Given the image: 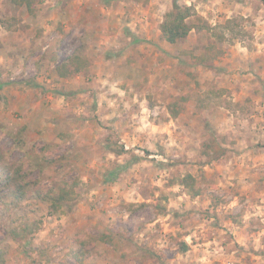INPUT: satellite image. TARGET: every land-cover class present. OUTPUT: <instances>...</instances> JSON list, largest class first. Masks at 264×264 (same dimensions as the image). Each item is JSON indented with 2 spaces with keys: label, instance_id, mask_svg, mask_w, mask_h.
I'll use <instances>...</instances> for the list:
<instances>
[{
  "label": "rangeland",
  "instance_id": "rangeland-1",
  "mask_svg": "<svg viewBox=\"0 0 264 264\" xmlns=\"http://www.w3.org/2000/svg\"><path fill=\"white\" fill-rule=\"evenodd\" d=\"M177 1L197 28L171 45L160 25L173 0H40L34 15L0 0V169L21 165L28 181L17 199L0 178V264H264V218L242 221L264 196L231 204L237 189L215 180L233 179L239 151H264V139L233 140L251 135L256 84L264 98V0ZM79 54L86 68L60 77ZM214 137L221 161L202 152ZM239 157L245 181L264 180V164ZM188 171L200 196L169 185ZM73 183L58 211L37 193ZM24 224L35 230L17 239Z\"/></svg>",
  "mask_w": 264,
  "mask_h": 264
},
{
  "label": "trees",
  "instance_id": "trees-1",
  "mask_svg": "<svg viewBox=\"0 0 264 264\" xmlns=\"http://www.w3.org/2000/svg\"><path fill=\"white\" fill-rule=\"evenodd\" d=\"M9 2L14 6L26 8L29 14L34 15L37 12L40 0H9ZM173 2V6L165 13L164 19L160 25L162 39L171 45L177 44L186 39L191 31L197 28V25L192 21L193 17H195L194 8L191 5H181L177 0H173ZM220 38L225 39L226 37L220 35ZM86 66L87 59L79 54L68 57V59L64 60L57 66L56 72L60 77L65 78L69 77L74 72L82 71ZM169 110L174 117H177L181 111V107H178L176 103H173L172 105H169ZM202 148L203 155L208 156L210 160H222L223 154L215 155L214 153L217 151V148H221V150L224 151L221 145H219L217 138L214 137L205 140L202 143ZM0 178L5 186L12 188V192L16 198L18 197L19 199H22L28 195L26 189L28 181L24 178L21 165L0 169ZM174 184L184 187L192 197L200 196L203 193L199 178L197 175L189 171L183 175L172 178L169 185ZM57 188L58 189L47 191L45 193L37 191L39 196L48 201L51 208L55 211L61 210L65 204L74 198L73 195L76 193L75 183H73L70 188L66 185H61ZM157 207L160 208L159 206ZM33 230H35L33 225L30 226L24 224L22 227L13 229L12 233L14 237L18 239L27 234L25 233L22 235L21 232H31ZM95 238L102 241L113 242V236L108 233H102ZM81 244H85V241L82 240ZM181 244V252H186L189 249V246L186 243ZM83 253L84 251L80 249V251L75 254V259L77 261H82L84 256ZM3 254L4 253L2 252L0 253V258L3 257Z\"/></svg>",
  "mask_w": 264,
  "mask_h": 264
},
{
  "label": "crops",
  "instance_id": "crops-1",
  "mask_svg": "<svg viewBox=\"0 0 264 264\" xmlns=\"http://www.w3.org/2000/svg\"><path fill=\"white\" fill-rule=\"evenodd\" d=\"M141 10H144V9L141 8L140 11ZM124 12H125L124 9L122 11H115V13L120 14V16H123L124 15ZM136 20L131 19L130 22H135ZM262 86H259L258 84H256V87H253L254 88V91L256 93V94H253V96L255 97V95H257L256 100H254V101H255V103L258 104V106H256L257 115H255V114L252 115L254 117L256 116L255 121L252 124L247 125L245 127V129L246 128H249V132H247V133H250L251 134V135L249 134L250 136H248V137L245 136V137H243L241 139H238L237 136L235 135L236 132H237L236 130H238V128H237L238 126H236V125H238V124H236V122H234L231 119H227V121H224V123H223L225 125V127H227V131L228 130H231L232 131V134L236 136V139L233 137V140H237V142L239 141V144L240 145L243 144V143H246V142L248 143V140L254 141L255 139H257V141H258L259 139H264V128H263L264 127V123L263 124H259L258 123L259 121H257V120H262L261 118H258V117H260L259 115H263L262 111L264 110V98H262L260 96V92H259L260 90H258L259 88L261 89ZM229 122H230V124H229ZM228 124H229V126H228ZM225 127H223V128H225ZM256 130L262 131V133L259 134L258 131H256ZM226 132L224 130H222L221 133L219 132V134H220V136L223 137V136H225V133ZM237 133L238 134H241V131L238 130ZM253 134L256 137L254 139H249V138L252 137ZM226 136H227V138H231L230 135H226ZM217 139H218L219 145L224 146L223 141L220 140L219 137ZM245 146L247 147V145H245ZM243 155L244 156L247 155L248 159H254V160H256L254 162V165H253L254 167H256L258 164H259L258 167L261 164H264V151L263 152L262 151L261 152H258V149L257 148L256 149L255 148H252L251 151H247V153H242V152L239 151V154H235V156H233V158H231L232 159L231 162H234V163H232V165H230L229 168L224 163L225 164V168L227 169L226 170L227 175H228L227 177L228 178H233V179L232 180L231 179H226V180H224L225 182H223L222 179H221V176H217L218 178L215 177V180L219 182V185H224V187H228L229 188V186H235V188L237 189L235 192L236 193L238 192L239 194H237V195L235 194L236 196H234L233 199L230 201L231 204H235L238 201V199L240 200V202H242V200L244 199V196H246V197H248V196H252V197L258 196V198L264 196V193L263 192L261 194L257 192V189H258L257 188L258 187L257 184L262 185V182H264V180L263 181L260 180L261 181L260 182V181L257 180V178L255 180H253L252 177H249L250 179L247 180V181H245L244 178L247 177V176L244 173L239 174L240 173V171H238L239 169L242 170L243 172H246V171H249L250 172V170H251V169L244 170V168L241 167V166H243L242 165L243 160L240 159L241 157H239V156H243ZM236 160H238V161L236 162ZM239 161H240V164L237 167H235V164L236 163L238 164ZM216 165H218V164H216ZM216 165L215 164L214 165H206L205 168L208 166L209 167L208 168L209 170L215 171ZM219 165H221V164H219ZM260 168H262V167H260ZM207 172H208L207 173L208 174L207 176H209V177H212L215 174V172H214L213 175H210L209 171H207ZM220 174L222 175V173H220ZM224 178H226L225 175H224ZM245 183H248V186ZM251 185H252V187H251ZM248 191H250V193L251 192H255L256 194H252L251 195V194L248 193ZM261 201L263 202L262 199H261ZM261 201H260V203H262ZM259 214L264 218V202H263V204H260V206H254V211H247L243 215L242 221L247 222L248 219H250L252 221V220H254L252 218V216L259 215ZM245 226H246V224L243 227H245ZM226 264H235V263H231L230 261H228Z\"/></svg>",
  "mask_w": 264,
  "mask_h": 264
}]
</instances>
